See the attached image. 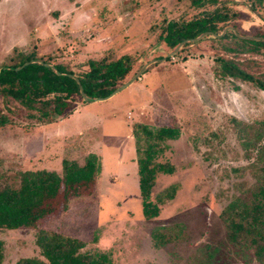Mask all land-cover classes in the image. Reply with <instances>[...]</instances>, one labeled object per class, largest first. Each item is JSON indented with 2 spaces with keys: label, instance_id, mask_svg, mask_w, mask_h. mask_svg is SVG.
<instances>
[{
  "label": "rangeland",
  "instance_id": "obj_1",
  "mask_svg": "<svg viewBox=\"0 0 264 264\" xmlns=\"http://www.w3.org/2000/svg\"><path fill=\"white\" fill-rule=\"evenodd\" d=\"M190 1L0 0V65L18 48L59 55L75 75L88 71L92 54L128 57L131 71L117 87L141 73L109 99L85 102L76 96L70 111L47 123L28 118L14 101L6 106L7 99L0 97L11 121L0 128L1 183L17 186L21 171L61 172L66 159L84 163L96 155L102 166L96 183L81 187L68 208L42 227L58 226L84 241V251L106 253L114 264H260L253 249L228 239L222 212L235 196L251 198L260 183L249 167L253 148L243 143L249 126L264 119V90L216 73L223 56L264 82L263 50L240 55L221 49L235 46L234 35L264 37V0H218L201 8ZM214 11L229 16L219 32L172 55L175 48L163 41L168 23ZM70 33L71 40L64 38ZM56 40L62 49H55ZM139 124L179 131L177 139L162 143L158 161L174 172L158 174L151 199L172 185L177 193L152 220L144 217L139 187L134 136ZM62 201L61 194L56 204ZM155 231L167 244L155 246ZM36 234L31 228H0L2 264L42 258Z\"/></svg>",
  "mask_w": 264,
  "mask_h": 264
},
{
  "label": "trees",
  "instance_id": "obj_2",
  "mask_svg": "<svg viewBox=\"0 0 264 264\" xmlns=\"http://www.w3.org/2000/svg\"><path fill=\"white\" fill-rule=\"evenodd\" d=\"M190 2L194 7L201 8L218 0ZM228 20L227 14L214 11L190 22L170 21L163 41L170 49L183 41L190 44L192 41L189 40L204 33L217 34L219 24ZM222 38H227V35ZM232 40L235 46L229 43L221 49L234 54L264 51V41L236 35ZM57 57L39 54L37 50L14 49L8 62L0 65V97L7 99L6 106L14 101L27 111L28 118L37 123H47L71 110V102L76 96H81V88L89 98H106L131 71L128 57L114 60L90 57L88 71L75 75L70 64L62 63ZM217 62L220 63V72L216 76L249 81L264 90V82L241 70L238 61L221 56ZM10 122V117L0 108V128ZM249 129L251 133L243 145L246 149L253 148L254 152L250 154H253L254 161L249 167L260 183L251 192V198L235 196L224 208L222 217L227 226L228 239L239 247L253 249L256 260L264 264V119L250 125ZM134 136L140 155L138 176L143 214L147 220H152L160 215L161 207L174 199L177 193V185H172L159 193L155 201L151 199L158 174L174 172V167L158 161L165 148L161 147L162 143L177 139L179 131L172 127L151 128L139 124L134 128ZM101 170L99 158L91 154L84 163L64 160L61 172L46 169L21 171L17 186L0 181V228L36 229V245L42 257L21 258L15 264H114L106 253L84 251V241L65 235L58 226L42 227L50 217L68 208L70 198L78 196L81 187L94 185ZM61 194L63 201L57 205ZM152 238L158 247L168 242L157 231L153 232ZM3 250L0 241V264L4 260Z\"/></svg>",
  "mask_w": 264,
  "mask_h": 264
},
{
  "label": "water",
  "instance_id": "obj_3",
  "mask_svg": "<svg viewBox=\"0 0 264 264\" xmlns=\"http://www.w3.org/2000/svg\"><path fill=\"white\" fill-rule=\"evenodd\" d=\"M208 33H204L202 34L201 36L193 39V40H189V41H197V40H200L202 37L206 36ZM218 37H220L221 35H217ZM188 41H183L181 42L175 49L174 51L172 52V55L176 54L180 49L183 48V46L187 43ZM147 67V66H146ZM141 73H139L135 78H133L131 81L123 84L122 86L118 87L110 96L106 97V98H96V99H92V98H89L85 92L83 91V89L81 88V96L83 98V100L85 102H89V101H103V100H106L110 97H112L113 95L117 94L118 92H120L121 90H123L124 88L128 87L129 85L132 84V82H134L136 79H138L140 77Z\"/></svg>",
  "mask_w": 264,
  "mask_h": 264
},
{
  "label": "flooded vegetation",
  "instance_id": "obj_4",
  "mask_svg": "<svg viewBox=\"0 0 264 264\" xmlns=\"http://www.w3.org/2000/svg\"><path fill=\"white\" fill-rule=\"evenodd\" d=\"M222 24V23H221ZM237 36V35H236ZM239 36V35H238ZM239 38H243V39H250V40H257V41H264V37H245V36H239ZM260 52V51H259ZM252 54L254 53H257V52H251ZM240 54V53H238ZM244 54V53H242ZM250 54V53H249ZM241 55V54H240Z\"/></svg>",
  "mask_w": 264,
  "mask_h": 264
},
{
  "label": "crops",
  "instance_id": "obj_5",
  "mask_svg": "<svg viewBox=\"0 0 264 264\" xmlns=\"http://www.w3.org/2000/svg\"><path fill=\"white\" fill-rule=\"evenodd\" d=\"M60 17H61V15H60ZM67 31H68V30H67ZM69 37H70V40H71V37H73V34L70 33L69 35H66L64 38H67V39H68ZM56 42H57V40H56ZM56 48H61V49H62L63 47H60V46H59V42H57V45H56L55 49H56ZM91 57H96V56H94V55L92 54ZM115 95H116V94H115ZM115 95H113V96H115ZM113 96H112V97H113ZM110 98H111V97H110ZM108 99H109V98H108ZM93 102H98V101H93ZM78 109H79V108H78ZM128 118H130V115L128 116ZM60 121H61V119H60ZM46 170H49V169H46Z\"/></svg>",
  "mask_w": 264,
  "mask_h": 264
}]
</instances>
